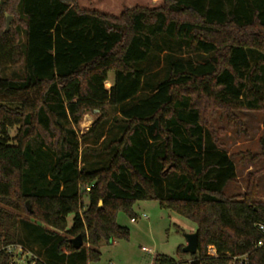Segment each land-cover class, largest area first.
Segmentation results:
<instances>
[{"label": "trees", "instance_id": "obj_1", "mask_svg": "<svg viewBox=\"0 0 264 264\" xmlns=\"http://www.w3.org/2000/svg\"><path fill=\"white\" fill-rule=\"evenodd\" d=\"M78 2L0 0V70H24L0 77L6 100L0 103V264H10L3 247L13 243L42 247L35 264L97 262L101 242L129 236L116 212L135 218L131 204L145 199L192 221L197 234L190 259L157 255L155 263L230 264L242 257L240 264H264V201L256 184L264 169L247 175L243 194L225 196L236 166L206 116L218 107L241 130L234 108L264 109V0H164L119 16L83 10ZM7 16L13 18L6 30ZM160 35L176 44L161 48L168 50L167 72L154 82L159 63L143 62ZM184 48L196 56H183ZM106 105L119 116L108 138L97 120L80 138L103 137L100 153L108 162L96 167L82 159L88 149L80 150L74 126L86 110L105 119ZM262 126L264 155V120ZM56 231L80 234L89 246L75 249Z\"/></svg>", "mask_w": 264, "mask_h": 264}, {"label": "rangeland", "instance_id": "obj_2", "mask_svg": "<svg viewBox=\"0 0 264 264\" xmlns=\"http://www.w3.org/2000/svg\"><path fill=\"white\" fill-rule=\"evenodd\" d=\"M78 1V6L83 10H97L101 13L113 16H119L123 10L131 9L136 6L155 8L164 5V0ZM167 43H170V46L176 44L175 40L163 35L155 38L149 56L147 60L143 62V66L150 64L152 67L157 66L159 63L155 68V72L151 75V79L154 82L163 79L166 75L167 64H165V59L163 57L168 50H166V52L161 51V48L165 49ZM182 55L185 57L196 56L195 53L189 50L187 51L185 48ZM23 71L24 70H22L20 66H8L0 70V77H17L23 75ZM112 78L113 73H109V78L105 81L106 88L110 86ZM3 102H6V100L0 97V103ZM104 110L106 114L105 119L102 118L103 115H100L99 112L91 110L84 111L80 122L77 126H74L76 134L79 140H81L80 150H82L83 153L85 152V148L88 149V151H86L87 153H83L84 158L82 159L85 160L86 163L88 161L95 162L98 165L96 167H104L108 162V155L100 153L103 148L101 142L103 137L97 140L96 136L94 138L91 133L86 135L85 139L80 138L82 134L88 132L96 120L97 125L100 126L102 130L101 132L107 135L108 138V130L113 127L114 122L119 119V116L111 106L106 105ZM232 113L237 122H239L241 130L229 125L226 113L218 107L209 108L206 116L213 128L220 130L219 140L222 142L225 151L230 155L236 166L237 177L225 187L224 194L225 196L237 197L246 190L247 175L264 169V155H261L258 141L263 132L262 121L264 120V109L234 108ZM10 134H15V128L10 130ZM80 164L82 163L80 162ZM256 184L259 197L264 201V174H260L256 178ZM81 204L79 208L80 213L85 209L87 204L85 195L81 198ZM6 209L12 214H17V211H14L12 208L7 207ZM130 209L135 216V221H131V216L122 209H119L115 216L117 224L129 229L128 238L116 239L111 243L101 242L98 247L100 252L99 260L97 262L88 261L86 264H157L154 262V258L157 255H167L174 258L176 261H183L191 258L188 253L179 252L178 247L185 246V235L195 231V224L192 221L171 209L161 207L158 201L152 199L137 200L131 204ZM142 215H145L146 218H143ZM19 216L30 219L24 214H19ZM66 219V230H68L71 227L72 215L69 214ZM56 232L58 235L70 239L75 237L71 236L67 231ZM22 238L23 234L21 233V229H19L18 239L22 240ZM82 246L88 248L89 245L83 240ZM26 248L31 253L43 259L44 250L38 244L30 245V247L26 246ZM207 253L210 255L215 254V249L208 246ZM241 260L242 257L233 259L230 264H240ZM20 264H24V262L21 261Z\"/></svg>", "mask_w": 264, "mask_h": 264}, {"label": "built area", "instance_id": "obj_3", "mask_svg": "<svg viewBox=\"0 0 264 264\" xmlns=\"http://www.w3.org/2000/svg\"><path fill=\"white\" fill-rule=\"evenodd\" d=\"M146 218L145 215H142ZM131 221H135V218H131ZM7 253L10 255V264H20L21 261L24 264H35L37 261H41V258L31 253L28 249L18 243L8 244L3 247Z\"/></svg>", "mask_w": 264, "mask_h": 264}, {"label": "water", "instance_id": "obj_4", "mask_svg": "<svg viewBox=\"0 0 264 264\" xmlns=\"http://www.w3.org/2000/svg\"><path fill=\"white\" fill-rule=\"evenodd\" d=\"M11 18H12L11 16H7V18H6V28H5L6 30L9 27V23H10ZM25 204H26L27 210L30 211L28 202H26ZM185 237H186V245L183 246L182 252L188 253V254L196 253V251H197V234L195 232H192V233L186 234ZM70 243H71L72 247L75 249L81 248L83 245L82 236L80 234H78L74 238H71Z\"/></svg>", "mask_w": 264, "mask_h": 264}]
</instances>
